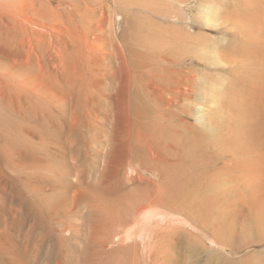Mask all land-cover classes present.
I'll return each mask as SVG.
<instances>
[{"label":"rangeland","instance_id":"rangeland-1","mask_svg":"<svg viewBox=\"0 0 264 264\" xmlns=\"http://www.w3.org/2000/svg\"><path fill=\"white\" fill-rule=\"evenodd\" d=\"M89 2L98 7L94 23L103 24L94 26L104 34L96 51L117 46L118 71L136 57L141 64L135 98L120 93L123 74L104 82L107 61L94 59L77 76L58 73V95L0 99V119L10 115L7 126L0 121V264H264V0ZM67 6L58 9L69 20ZM208 15L215 28L203 24ZM161 55L180 74L178 85L155 76ZM102 83L111 98H103ZM163 88L180 94L165 103L157 97ZM199 109L208 128L195 121ZM174 131L195 136L196 177L180 198L184 208L154 200L146 207L151 223L134 226V214L125 228L137 230L134 239H108L104 204L121 189L160 192ZM200 164L206 170L196 172ZM126 244L136 251L129 261L119 250Z\"/></svg>","mask_w":264,"mask_h":264},{"label":"bare ground","instance_id":"bare-ground-1","mask_svg":"<svg viewBox=\"0 0 264 264\" xmlns=\"http://www.w3.org/2000/svg\"><path fill=\"white\" fill-rule=\"evenodd\" d=\"M89 1L91 0H86V1L85 0H0V99L1 100L6 101L7 99H11L13 96L26 97V96L36 95L42 97V94L43 95L44 94L47 95L48 93L57 94L58 90L57 87L54 85L53 79L57 78L58 73H62V74L64 73L66 77H69L71 75L75 76L76 71L80 73L79 71H82V68L84 66L87 65L89 67L90 64L88 65V63H92V61L95 59L97 60L98 65L100 64V62L102 63L101 60L107 61L106 63L105 61H103L104 70L106 72L103 71L104 72L103 73L99 70L102 68L103 65L102 66L100 65L101 67L99 69H98L99 66L95 65L98 66L97 69L101 74L97 73L94 70V68L92 69V71L94 70L97 73V75L99 74L103 78H105L104 82H106V77L117 81L118 80L117 77L120 74H123V79L126 82L125 81L124 83L122 82V86H121L122 88L120 89L121 92L119 88L118 91L120 93H122L123 91L122 94H125L124 96L128 100L127 102L130 103L131 98L134 95L133 93H135L136 90L135 89L136 84H138V81L141 78V73L139 69L141 68L140 66L141 64L140 62L139 63L137 62L138 58L136 57L137 60H132V61L130 60L131 63L129 64V66L126 63L127 61L123 64L124 66L127 65L124 67L125 70L122 69L121 67L118 71L116 70L115 67L113 68L112 66L114 62L113 58L118 59L119 57L121 58L123 56V54L119 52L117 46H114V48H112V51L109 52H106L108 51L107 48L105 49L106 50L105 52L101 51L99 53L96 51L97 50L96 44L98 41H100L101 38H103L104 34L103 35L101 34L102 37H99L96 34L97 30L94 28V26L100 27L101 24L99 23V21L98 24L94 23L96 17L99 18V16H97L98 14L96 13L97 6L95 8H92L91 6H94V4L92 3L91 5V2ZM104 1L105 0H101V3ZM53 2H56L57 6H53ZM64 3L68 4L67 7H64V10L65 9L68 10L69 20L65 19L66 17L63 18L65 14L64 16H62L63 12L60 13L58 9V7L63 6ZM102 8L103 6H101L99 9L102 10ZM74 14L77 15L79 18L78 22L76 21V23H74L75 22L74 19H76L77 17L76 18L74 17V19H72V16ZM101 14L102 15L100 16L102 17L103 16L102 11ZM103 18L100 19L104 20ZM203 24L213 28H215L218 25L217 20L212 15L205 16L203 18ZM186 38L189 43H193L197 45L203 43V38H192V36L189 35ZM113 40H115V38H113ZM120 50L122 51V49ZM165 56L161 55V57L157 61L158 63L155 62L156 65L158 64L156 69L157 74H155V76L160 77L162 79L164 78L170 80V82H173L174 85H178L181 79L180 78H179L180 80L176 79V77L177 75L180 74L178 72H174L173 69L169 67V65L166 66L161 63L163 62V60L169 59L168 58L169 55H165ZM75 60L79 61L80 63L79 68H75L76 70L74 69ZM88 67L86 69H88ZM90 67L92 68V65H90ZM96 73L93 74L95 75ZM90 77H88V79H90ZM98 77L100 78V76H97L96 79ZM92 78L94 77L92 76ZM103 78L102 80H104ZM85 79L87 80V78ZM102 80L100 79V81ZM83 83H86V81ZM99 85H101V83ZM107 85L108 84H106V86ZM91 86L93 87V85H90V87ZM106 86H105L106 89H103L102 87V92H100L103 93L102 94L104 95L103 98H106V96L110 97L111 95L110 93L111 91L109 92V87ZM94 87L97 86L95 85ZM97 88L99 90V87ZM42 90H45V92ZM46 90H48V92H46ZM137 94L135 95L137 96ZM179 94L180 92L178 93V91H175L173 89L169 91L168 89L163 88L160 90L157 97L161 100H164L163 102L170 104L179 96ZM165 108L169 110L168 106H166ZM129 109L131 115H136L139 112V111L137 112L138 109L134 105L132 107L129 106ZM2 114H3V119L1 115L0 121H3L5 126H7L10 121V115L5 113V111ZM195 121L197 124L203 126L204 128L209 127L207 120H205L204 118V113L201 112L200 109L196 113ZM133 125L134 122L132 123L131 126ZM131 126H127L128 128L127 131L129 133L131 132L132 129ZM172 128L174 129V127ZM173 134L174 135L178 134L179 139L180 137L182 139H180V141L178 139L177 141L176 140L177 138L175 139L174 136L171 137L174 139L173 141L174 142L177 141L179 145H177L178 144L177 143L176 147L174 146V148H172L174 150H170L169 154L171 158L168 159L170 162L166 160L167 161L166 163L169 162L168 165L165 166L166 167L165 174L168 176V181H165L167 176H165L161 171L154 172V175H158L159 177L161 176L160 180H162V182L164 181L166 182V184L160 190V192L158 194L156 193L154 194L151 191V189L154 187V184H152L147 188V190H150L151 192L146 196H143L142 193H131L130 191L123 193L121 189V191L118 190L117 192H113L115 196L114 199L104 204V208L101 214L103 215L104 221L109 226L108 239L110 240L114 239L117 240L118 242L119 241L127 242L134 239V237L137 234V230L136 231L135 229L125 230V228L133 220L134 214L136 215L135 216L136 221L134 222L135 224L134 226H137L139 224L151 223L154 214L153 211L146 210V207L150 206L154 200H158L159 204L173 210H182L184 208V204L182 203L183 200L181 201L180 198L193 190L192 189V186L194 184L193 180L196 177V175L193 173V169L195 168V166L192 165V167L190 168L191 163L189 164V162H195L194 157L196 151L194 147L191 145L192 139L194 140L195 136L192 135L193 136L192 139H190L188 136L186 137L187 138L186 139L185 138L186 135L181 131H174ZM142 135L144 136V138H146L143 133ZM152 139L154 138L152 137ZM204 169L206 170V167L200 164L199 170L196 172L203 171ZM125 201L129 202L130 205L127 208H122L121 206ZM122 234H124L123 238L120 236ZM119 250L120 252H123L128 255L127 258L128 261L131 257L135 256V255L132 256V254H135L136 252L131 244L128 245L126 244L123 248ZM114 253L115 252L112 253V256L114 255ZM116 255L118 254H115L114 256Z\"/></svg>","mask_w":264,"mask_h":264}]
</instances>
